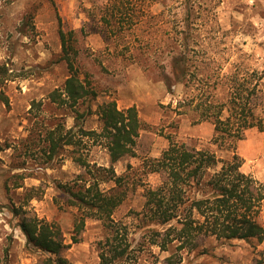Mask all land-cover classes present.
<instances>
[{
    "label": "rangeland",
    "instance_id": "1",
    "mask_svg": "<svg viewBox=\"0 0 264 264\" xmlns=\"http://www.w3.org/2000/svg\"><path fill=\"white\" fill-rule=\"evenodd\" d=\"M118 1L0 0V264H37L44 256L27 244L20 217L9 211L15 206L60 226L69 264H100L102 252L112 256L108 240L120 234V226L131 244L130 259L121 264H256L264 241L208 238L195 251L177 250L176 244L162 251L151 243L148 229L158 226L145 205L146 192L163 181L150 172L151 161L161 157L170 138L221 161L233 156V149L215 143L213 124L198 122L193 107L226 102L232 76L263 73L264 85V0H129L133 20L140 21L131 30L120 25V16L112 25L101 21L106 6ZM60 29L74 30L75 66L98 93L85 129L100 130L97 105L109 100L121 110L135 106L142 124L136 156L114 164L125 193L112 215L114 229L89 218L78 243L72 240L77 210L65 204L68 193L60 186H73L85 170L73 160L78 149L61 148L52 156L47 135L76 124L72 110L49 99L69 76ZM181 51L186 80L170 87L171 60ZM257 97L254 104L263 113L264 100ZM235 152L243 160L241 171L264 184V131L247 130ZM79 153L110 166L108 151L93 140L84 139ZM115 187L112 181L101 184L108 192ZM259 221L264 227V202Z\"/></svg>",
    "mask_w": 264,
    "mask_h": 264
},
{
    "label": "trees",
    "instance_id": "2",
    "mask_svg": "<svg viewBox=\"0 0 264 264\" xmlns=\"http://www.w3.org/2000/svg\"><path fill=\"white\" fill-rule=\"evenodd\" d=\"M129 5V0L108 4L101 21L112 25L113 21L118 23L120 16V25L129 24L127 29L131 30L140 21L133 20L135 9L129 8ZM74 34V30L59 31L62 59L68 66L69 76L63 87L53 91L49 99L61 108L72 110L76 124L68 130L61 125L47 135L52 156L61 148L78 149L74 150L72 157L85 170L73 186H60L68 193L65 204L77 210L72 240L78 243L89 218L98 219L106 228L114 229L112 215L125 199V193L119 190L123 186V177L116 175L114 164L136 156L142 124L135 106L121 110L115 100H109L97 105L100 130L85 129L84 123L94 113L92 104L97 101L98 93L92 82L82 76L75 66L77 50ZM186 67V57L181 51L171 60L172 79L166 78L171 81L168 83L170 87L185 82ZM252 77H257L255 82L250 79ZM247 78L232 76V90L226 102H203L193 107L199 116L198 122L213 124L215 143L219 147L233 149L230 160L221 161L209 151H198L170 138V145L161 157L151 161L150 172L162 175L163 181L159 187L146 192L145 214L152 224L158 226L149 228L148 232L151 243L162 251H169L173 244L180 251H195L200 247V241L208 238L250 244L264 241V227L259 221L264 184L241 171L243 160L235 152V144L243 140L247 130L257 128L264 131V112L258 113L254 104L259 94L264 100L263 73L253 71ZM188 104L193 105L192 102ZM86 138L108 151L109 167L92 164L79 153ZM108 181L116 185L109 192L101 189V184ZM5 188L9 191L8 182ZM9 211L20 217L18 226L27 244L43 253L37 264H69L63 256L68 246L58 224L30 216L23 211V206L12 207ZM166 226L165 230L159 229ZM126 231L120 226V234L117 233L112 242L108 240L112 256L102 252L100 264L119 261L121 264L130 259L131 244ZM169 261V264H175ZM256 264H264V252Z\"/></svg>",
    "mask_w": 264,
    "mask_h": 264
},
{
    "label": "crops",
    "instance_id": "3",
    "mask_svg": "<svg viewBox=\"0 0 264 264\" xmlns=\"http://www.w3.org/2000/svg\"><path fill=\"white\" fill-rule=\"evenodd\" d=\"M118 108L120 109V106L118 105Z\"/></svg>",
    "mask_w": 264,
    "mask_h": 264
}]
</instances>
